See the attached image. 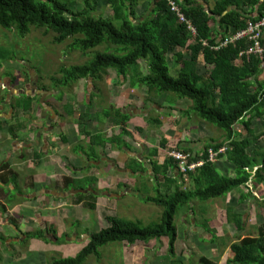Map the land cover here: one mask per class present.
Returning <instances> with one entry per match:
<instances>
[{"label": "trees", "instance_id": "1", "mask_svg": "<svg viewBox=\"0 0 264 264\" xmlns=\"http://www.w3.org/2000/svg\"><path fill=\"white\" fill-rule=\"evenodd\" d=\"M140 1L0 0V26L3 29H14L23 37L32 27L46 28L47 31L55 33V43H64L68 38H73L72 47L90 55L85 63L63 67L59 72L61 78L52 76L54 89L62 91V101L65 92L78 81L103 80L108 75V69H114L119 80L129 83L130 88L139 86L148 91L149 95H173L191 101L192 107L184 112L186 117L196 115L203 122L223 130L226 135L221 143L208 142L202 155H193L189 149L179 150L178 146V151L190 154L192 160L203 158L206 162L204 166L193 171L180 170L181 176L192 184L189 189L179 186L167 194L157 190L154 197L142 199L146 204H154L163 209V217L159 223L144 226L140 221L107 217L110 227L91 233L88 243L75 256L64 257L60 254L54 256L47 264H84L89 255L100 259L99 249L107 243H147L162 238L169 239V253L173 257L171 264H186L183 258H178L176 251L178 227L175 220L179 207L189 206L192 210L191 205L195 202L225 198L234 192H241L239 202L244 203L251 194H246L243 187L251 181L255 189L264 184V145L260 144V141L264 140V131L256 134L253 126V120L264 119V52L259 56L248 53L241 55L247 46L245 40L213 50L211 47L217 43L218 36L213 33L210 25L216 16L219 18V32L222 34L246 29L264 19V0H217L211 11H206L203 6L198 5L199 0H176L198 29L199 34L195 40L190 39L187 26L171 11L167 0H154L152 13L142 21L136 15ZM100 2L112 12L111 16L104 17V12L96 15ZM77 3L82 4L81 9L77 8ZM229 8L234 9L228 11ZM226 10L227 13L224 14ZM204 41H207L208 45H205ZM262 41L264 43V36ZM104 44L108 46L106 49L91 52ZM111 48L118 52L109 51ZM5 50L0 48V60L13 59L14 57L7 55ZM89 52L91 54H88ZM170 57L176 58L181 66L177 78L172 75ZM141 60L146 61L149 68L145 74L139 70ZM200 64L204 65L205 72L200 70ZM12 80H16L15 76H12ZM45 89L49 90L46 87ZM23 98L19 109L23 112L32 110V97L24 94ZM66 109L73 118L72 101ZM105 113L110 117L109 111ZM118 113L120 122L116 124L121 126V132L108 138L107 142L113 145H127L123 136L131 134L127 129L130 117ZM81 117L88 121L86 115L81 113L80 119ZM151 122L160 123L158 118ZM237 125L246 128L247 136L236 129ZM19 126L25 127L26 124L22 122L21 125H9V132L15 136V130ZM137 130L143 131V127L138 126ZM249 134L253 138L248 137ZM223 145H227V149L217 153V157H226L228 162L236 166V175L233 178L220 175L215 162L209 159L210 149L218 152ZM252 145H256L254 150L251 149ZM137 165V169H144L142 163ZM155 166L156 175H161L168 182L172 180L168 178L169 171L176 167L180 169L179 163L170 155ZM137 169L133 170L137 172ZM14 175L13 168L8 164L0 166V214L3 215L7 212L3 194L11 203L22 193V188L17 184L13 185V191L5 190L9 182L15 183ZM65 180L66 190L86 189L95 183L94 177L86 181L69 177ZM175 182L172 180L173 184ZM91 209L94 210L95 206H91ZM226 216L228 223L234 224L237 229H243V217L236 215L233 208L226 210ZM10 222L18 229L16 242L22 248L27 247L33 239L52 242L48 238L51 234L58 239L59 244L65 242L59 238L55 226L23 232L14 220ZM258 231V235H248L230 245L228 264H264V226H260ZM7 239L8 237L0 232V243L5 244ZM215 242L216 237L212 239V243ZM12 247L13 245H10L5 249L15 257L17 253L12 252ZM1 258L3 257H0V260ZM201 264L213 263L209 258L203 257Z\"/></svg>", "mask_w": 264, "mask_h": 264}, {"label": "crops", "instance_id": "2", "mask_svg": "<svg viewBox=\"0 0 264 264\" xmlns=\"http://www.w3.org/2000/svg\"><path fill=\"white\" fill-rule=\"evenodd\" d=\"M174 1L176 2V0ZM216 1L199 0L198 5L203 6L206 11H211L214 9ZM154 6V0H141L136 8L137 17L141 21L144 20L152 13ZM178 6L182 9L180 5ZM169 8H171V5H169ZM232 9L234 8H229L228 11ZM171 11L173 12L172 8ZM182 12L184 13L183 9ZM226 13L227 10L224 14ZM209 15L211 16L210 13ZM176 16L178 17L177 14ZM186 18L196 28V34L191 32L187 22H182L179 17L178 20L187 26L190 39L195 40L199 34L198 29L193 19L187 16ZM132 21L135 20L132 19ZM213 21L210 23L211 29L218 36L217 43L211 47L213 50H219L229 43L240 41H230L226 45L215 49L214 47L221 45L227 37L233 36L239 31L222 34V32H219L220 29L218 27L219 18L214 16ZM241 40L247 42L245 50L241 53L243 55L247 53L250 43L248 39ZM204 44L208 45L207 41H204ZM173 60L177 61L176 58ZM1 62L4 61L0 60ZM141 62L139 69L145 66L144 72L140 70L145 74L147 73V65H143ZM4 63L7 66V68L5 67L6 72L1 73L3 70H0V91L4 90L5 93L4 98H0V166L8 164L13 168L15 173L13 178L16 176L15 183L9 182L5 190L13 191V185L17 184L23 191L11 203L8 202L7 197L3 194V203L7 207V212L5 215L0 214V232L8 237L6 243L8 245L12 244L13 240L9 238L7 231L10 222L6 220H14L18 224V227L20 226V221H23L22 223L25 226L31 225L23 232L55 226L59 238L65 241L59 244L58 239H55L52 234L48 237L52 241L49 243L33 239L27 247L23 248L24 253L16 245L12 251L16 250L22 255L26 253L27 255L22 260H14V257L8 255L12 259L6 261H9L11 264H47L48 260L52 259L57 253L64 257H69L66 254L70 253L71 249L77 254L89 241L91 230L88 229L90 224H99V230L107 229L110 227V224L106 218L117 217L116 214L120 207V202H124V206H126L131 198L138 197L139 200H142L150 196L148 194L141 196L139 190H137L143 184L148 185L149 189H152V184L156 182V189L162 194L174 191L179 186L189 189L187 185L189 184V187L192 186L191 182L181 176V171L177 167L170 170L168 175L170 180L176 181L175 184L172 183V180L168 182L164 177L155 175L153 172L156 167L155 164L163 162L160 157L161 151L167 149V155L172 156L171 152L178 150L179 146V150L189 149L193 155H197V153L202 155L208 142L221 143L226 138L223 130L203 122L196 115L186 117L184 112L190 110L192 107V102L187 99H179L173 96L171 98L167 96L158 97L154 93L149 95L148 91L137 86L132 88L140 90L142 93L141 99L130 101L132 95L126 94L131 89L129 83L123 80L120 81L117 73L114 74L110 69H108V75L103 80L87 79L78 81L69 91L65 92V94H70L74 89L73 97L71 94L69 97L64 95L62 101L60 99L62 91L58 89L53 90L49 88L47 92H44L43 90L46 87L44 86L43 90L38 91L35 89L36 82L33 81L35 90H29V92L26 86L31 85L32 81H29V84L25 86L21 85L22 87L18 83H13V75L7 71L18 67L13 63ZM203 66V64H200L199 68L202 72H205ZM180 69L181 66L178 62L174 68L172 67V73L176 78L179 75ZM33 70L35 75H39L38 69ZM16 79V82H18V78ZM24 90H26L25 94L31 96L32 99L35 97L34 95H39L38 98L35 97L33 109L27 112L19 109V104L22 105L21 100L24 101V98L22 99L23 95L20 96V92H24ZM79 95L80 97H77ZM70 99L73 103L75 121L73 118L72 120L69 119L70 113L66 109L70 105ZM65 100L67 102L62 107L66 115H62L58 110L56 102L63 103ZM40 106H43L47 111L45 116H39L38 109ZM107 111L111 113L110 117H107V113H105ZM78 112L86 115V120L88 121L84 123L76 121L75 117ZM118 112L130 117L127 129L131 134L123 136L127 145H113L107 142L108 138L121 132V126L116 124V122H120V118L117 117ZM157 118L160 123L151 122ZM22 122L26 126H19L15 130V136H13L9 132V125H21ZM138 126L143 127V131H138ZM240 126L242 125H237L236 129L239 132L245 133L246 131L242 128L243 126ZM99 138L102 140L101 142L99 140L96 141ZM223 147L227 148V145H223ZM155 149H157V153H155ZM172 157L176 159L174 156ZM226 159V157L221 158L216 156L214 160L216 168L220 175L233 178L236 175V166ZM122 160L124 162L122 168H124L121 171L118 166ZM138 163L143 164V170L137 169ZM135 168L137 172L133 170ZM102 169L104 170V175L103 178H100L99 175ZM59 175L62 177L58 178ZM93 176L95 179L94 185L86 189H65L67 186L65 179L67 177L86 181L92 179ZM125 181H127V185L130 188L125 187ZM162 181L166 182L167 191L166 188L165 191L161 190ZM252 185L253 182L251 181L242 189L246 194H251L244 203L251 201L253 207V201H257L255 196L259 198V193L261 192L262 195L264 192V184L256 189ZM27 188H31L29 194L25 192ZM149 192L156 195V192L152 190ZM236 194H241V192H234L220 200L224 203L223 208L242 204L239 207L242 209L241 207L244 203L239 202L241 195L237 199L234 198ZM72 198L76 200L73 201ZM227 203H229L228 206ZM91 206H95V209L92 210ZM191 207H193L192 211L194 212L195 203ZM78 209H80V212H77L79 211ZM236 214L239 215V212ZM208 218L211 219L208 225L209 229H205L204 227L199 229L195 223L193 232L208 235L209 237L204 236L200 240L210 245H215L217 241L212 243V239L214 237H216V240L221 238L220 236H223L225 231L222 227L218 228L215 226L217 220L215 213H209ZM74 221L83 225V227L81 229H74L72 224ZM65 224L68 227H65ZM84 227L86 228L85 230H83ZM215 229L218 231V234L217 232V235L215 234L216 236L213 235ZM21 230L23 229L21 228ZM22 236L19 237L24 238ZM178 236L176 245L182 241L179 232ZM191 240L192 237L187 238V235L186 237L184 236V245ZM157 241H160L164 247L169 244L168 238L154 239L147 243L142 241L133 244L125 241L119 243H122L124 247L122 252L123 257L125 253L127 257L128 252L130 250L133 251L131 246L137 247L140 245L139 243L145 246V244H152ZM1 253L5 255L3 250H1ZM96 259L94 257L91 262L86 259L84 264H98Z\"/></svg>", "mask_w": 264, "mask_h": 264}, {"label": "rangeland", "instance_id": "3", "mask_svg": "<svg viewBox=\"0 0 264 264\" xmlns=\"http://www.w3.org/2000/svg\"><path fill=\"white\" fill-rule=\"evenodd\" d=\"M77 6H78L77 7L78 9L82 8V4L80 3H77ZM98 6L99 8H98L96 15L103 14L101 12H104V17L111 16L112 12L108 9V7L104 6V3L100 2ZM55 36L56 35L54 32L47 31L46 28L32 27L31 31L28 34L21 37L16 33L14 29L7 30V29H3L0 26V48L2 50L6 49L5 51L8 53L7 55L14 57L13 59H3V61L13 63L18 67V68H13V69L9 68L10 70L7 71V72L12 73L13 76H16V78H18V82H16L17 80L16 79L14 81L12 80L13 83L14 82L15 84L18 83L20 84V87H22V86L29 84V81H32L31 85L26 86L28 88L27 91L29 90L31 91L35 89L38 91H41L43 90L42 88L44 86H46L48 89L51 88L55 90L54 84L51 81L52 76H59V78H61L62 75L59 72L63 67L72 66L74 64H82L88 61V59L90 58V55H87L86 53H83L82 51L78 49H74L72 47V44L74 43L73 38H68V40L65 41L64 43H55L54 41ZM107 47H108L107 44H104V45L98 46L97 48L91 50V52L94 53L95 51H98V50L102 51L106 49ZM108 50L111 52H115V53L118 52L115 48H111ZM88 54H91V53L89 52ZM171 58L172 57H170L169 59V63L171 67L174 68L177 61ZM141 61L143 65H147L146 61L144 60H141ZM4 62L0 63V70H3L1 71V73L6 72L5 67L7 68V66L5 65ZM143 67L145 68V66ZM144 68L139 69V70H142V72H144ZM33 69H38L39 75H35ZM110 70L114 74H116V72L113 69H110ZM146 70L148 72L149 68L147 67ZM30 74H33V75H30ZM33 81L36 82L35 89L33 86ZM43 91L47 92L48 90L44 89ZM74 91H75L74 89L72 92L70 91L71 92L70 94L72 95V97L74 95ZM25 93H26V90H24V92H20V96L24 95ZM34 94H36V92H34ZM70 94L66 93L65 96L67 95V97H69L71 96ZM126 94L132 95V99L130 101H133L135 99H141V96H142V93L140 92L138 88H131L130 90H128V92H126ZM4 96H5L4 90H1L0 98H4ZM34 96L36 98L39 97V95H34ZM171 96L173 95H170L167 97L171 98ZM35 97H33V102H35ZM77 97H80V95ZM12 98H13V94H12ZM66 102L67 100H65L63 103L56 102L58 104V110L60 111V114L62 115H66L62 107L63 104H65ZM50 107L52 106L50 105ZM38 111H39L38 114L40 117L45 116L47 114V111L44 109L43 106H40ZM75 118H76V121H80L82 119V117L80 119L79 112L77 113ZM69 119L72 120L71 117H69ZM247 119H249V117ZM73 120L75 121L74 116H73ZM81 121H83L82 123L85 122L84 119H82ZM263 121L264 119L253 120V126L255 128L256 134H260L264 131ZM242 128H244V126ZM244 130L246 131V128H244ZM247 134L248 132L244 133L245 136H247ZM248 137L253 138V136L250 134ZM98 140L99 142L102 141L100 138L97 139L96 141ZM260 144L264 145V140H261ZM255 148H256V145L251 146V149L254 150ZM166 156H168L167 149L162 150L160 153V157L162 161L163 159H165ZM123 160L119 163V166H118L120 170L124 168V167L122 168L123 166L122 164L124 163ZM153 172L156 175V172L154 170ZM103 175H104V170L102 169L99 175L100 178H103ZM45 176H46V173H45ZM158 176L162 177L161 175H158ZM60 177L62 176L59 175L58 178ZM104 181L107 182V180L105 179ZM187 186L188 188H190L189 184ZM125 187H129L127 185V181H125ZM156 188H157V183L155 182L152 184V189H149L148 185L143 184L142 187H139V189L137 190H139L141 196L148 194L151 197H154L155 194L154 193L152 194L150 192L148 193V191L152 190L153 192H156L157 191ZM165 188L167 191L166 182L162 181L161 190L165 191ZM159 189H160V186H159ZM30 190L31 189L27 188L25 192L29 194ZM259 195H260L259 198L255 196V199L257 201L256 202L253 201V207H252L251 201H248V202L246 201L243 204V206L241 207L243 211H241L242 209L239 208L242 204H236L235 206L232 205V207H230V208H234L235 214L239 212V215L243 217L244 225H243L242 230L237 229L234 224L228 223L227 216H226V210L229 207L223 208L224 203L220 201L222 198L209 200L207 202H195L196 213H194L191 209H189L190 208L189 206H180L178 210V214L176 216V220H175L176 226L179 229L178 231L179 235L182 238V241L176 245V251L178 254V258L179 259L183 258L186 264H201L203 257L209 258L213 264H228L227 259L228 257H230V245H232L234 242H238L241 238H244L248 235H253V236L258 235L259 234L258 228L260 226H264V192L262 195L260 192ZM235 196L236 197L234 198L239 199L240 194H236ZM72 200L75 201L76 199L72 198ZM124 204H125L124 202H120V207L118 208V212L116 214L117 217H121L129 221H135V222L140 221L144 226H149L151 224L159 223L161 220V217H163V209H161L160 207L154 204H145L144 202H142V200H139L138 197L131 198L127 202L128 205L124 206ZM228 205L229 203H227V206ZM78 210L79 211L77 212H80V209ZM209 213L210 214L215 213L217 217L215 226H217L218 228L222 227L223 230L225 231L223 236H220L221 238L216 240L217 242L215 245L214 244L210 245L209 243H206L200 240V238H203L204 236L209 237L208 235L199 233V232L197 233L193 232L195 223L199 229H202L203 227L205 229H209L208 225L210 224V220H211L208 218ZM6 221L10 222L9 220H6ZM2 222H3V219H2ZM22 222L23 221H20L19 223L20 226L18 228L20 230L21 228L23 230H27V227L31 226V225L25 226V224H23ZM10 223L7 228V231L9 234V238L13 240L12 241L13 243L9 245L8 243L0 244V246H2L0 248V257H3L0 260V264H7V262L8 264H11L9 263V261L12 258L8 256L10 254L9 252L6 251L5 247L8 248L10 245H13L12 248L14 249V246L18 245L20 247L21 252L24 251V249L20 246V244L15 241V238H17V235H19L18 229L12 224L10 225ZM72 224H73L74 229H81L83 227V225L79 224L76 221H74ZM65 227H68L67 224H65ZM99 228H100V225L95 223V225L90 224L88 230H91V233H96L100 231ZM85 229L86 228L84 227L83 230ZM216 232L218 234V231L215 229V233L213 234L214 236L217 235ZM186 235H187V238L192 237V240L190 242H186V244L184 245L185 242L183 241H184V236L186 237ZM139 244L140 245L137 247L131 246V248H133V251L130 250L128 252V256L126 257V253H125L123 257L122 252H123L124 247L122 243H119V242L107 243L100 247L99 251L101 253V258L96 259V262L98 264H171L172 263L173 257H171L169 253V244L165 245V247L162 245V243H160V241H157L156 243L154 242L152 244H145V246L142 243H139ZM1 250H3L5 255L1 253ZM12 252L17 253V256L14 257V260H22L27 255V253L25 255H20L18 254L19 252H17L16 250ZM75 254H76L75 251L71 249V252L66 254V256H73ZM55 256H59V253H57ZM94 257L95 256L93 255H89L87 260L91 262L93 261ZM6 260H9V261H6ZM50 260L52 259L50 258L48 261Z\"/></svg>", "mask_w": 264, "mask_h": 264}, {"label": "built area", "instance_id": "4", "mask_svg": "<svg viewBox=\"0 0 264 264\" xmlns=\"http://www.w3.org/2000/svg\"><path fill=\"white\" fill-rule=\"evenodd\" d=\"M168 2L169 5H171L173 12L178 15L182 22H187L189 24V29L191 30V32L193 34H196V28L186 18L185 14L182 12V9L178 6V4L174 0H168ZM263 31L264 19L258 21L257 23L251 24L247 29L241 30L233 36L227 37L221 43V45L216 46L214 48L218 49L220 48V46H224L230 41L248 39L250 44L248 46L247 53L259 56L264 52V43L262 41V38L264 36ZM226 149V147H221L218 152H214L212 151V149H210L209 159L211 161H214L216 159L217 153L225 152ZM171 155L176 158L182 172L193 171L197 168L204 166L206 162L203 158H200L198 160H192V156L190 154L181 151L174 150V152H171Z\"/></svg>", "mask_w": 264, "mask_h": 264}, {"label": "clouds", "instance_id": "5", "mask_svg": "<svg viewBox=\"0 0 264 264\" xmlns=\"http://www.w3.org/2000/svg\"><path fill=\"white\" fill-rule=\"evenodd\" d=\"M176 151H178V150H176ZM181 170V169H180Z\"/></svg>", "mask_w": 264, "mask_h": 264}, {"label": "bare ground", "instance_id": "6", "mask_svg": "<svg viewBox=\"0 0 264 264\" xmlns=\"http://www.w3.org/2000/svg\"><path fill=\"white\" fill-rule=\"evenodd\" d=\"M201 35V34H200Z\"/></svg>", "mask_w": 264, "mask_h": 264}]
</instances>
